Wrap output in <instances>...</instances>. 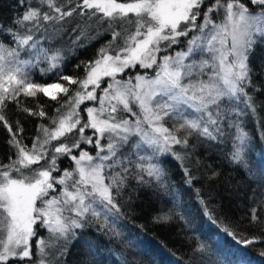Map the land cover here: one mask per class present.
<instances>
[{"label":"snow or ice","instance_id":"snow-or-ice-1","mask_svg":"<svg viewBox=\"0 0 264 264\" xmlns=\"http://www.w3.org/2000/svg\"><path fill=\"white\" fill-rule=\"evenodd\" d=\"M67 2L70 4L72 0ZM17 3L22 4L25 10L11 20V26L9 22L0 21V122L10 133L8 143L15 149L14 158L10 156L8 163H0V264H10V261L12 264H53L47 259L49 253L46 249L63 241L58 251L65 256L68 243L75 237L73 230L83 227L81 220L89 212L95 217L100 216L95 204L102 205L106 214L113 211L119 213L113 190L118 195L127 176L115 172L107 177L110 182L105 183L103 172L106 167L120 166L123 173H128V167L123 166L124 161L117 153L123 144L128 143L130 136H140V142L134 145L137 149L147 145L154 151L170 152L172 144L188 145L186 137L179 138L164 126L166 117L173 113L183 115L182 106L193 109L199 115L191 120L185 119L180 128L187 127L211 139L215 136L209 130L210 126H215L217 133L221 131L217 125L224 118L222 104L225 97L237 104L244 103L252 112L256 111L253 97L246 89L264 90V84L258 85L253 81L250 75L253 70L248 60L254 44L253 37L257 34L264 37V0H213L211 4H207L206 0H79L67 10L57 0H40L35 5H28L26 0H17ZM44 5L48 11L43 10ZM202 7L203 22L197 25ZM257 11L259 14H255ZM221 12L223 22L213 24L212 13ZM74 13L88 20L96 18L101 24L107 23L105 31L110 33L111 39L99 49L98 58L86 66L88 70L84 79L78 81L71 76L61 77L69 85H79L73 95L68 96L69 87L62 83L42 85L32 82L23 71L29 61L19 57L21 52L31 54V49H37V59L43 56L52 62L51 67H56L58 54L49 57L46 49L37 48L39 41L34 30L40 29L41 21H52L54 28L56 24L63 28L64 24L60 22ZM209 25L212 29L205 35L204 29ZM77 27L80 25L77 24ZM197 28L205 40L201 51L209 52L210 59L201 60L198 64L184 63L185 58L193 53V45L200 48L197 41L201 37L197 36L188 41L186 52H179L175 57L163 56L154 79L137 75L135 84L131 79H116L118 73L137 64L142 68H151L157 64V53L179 43L180 37L188 36ZM72 30L75 31V28ZM100 34L97 32V35ZM86 35L82 28L80 36ZM165 42V48H162ZM193 75L197 78L188 79L185 83V79ZM200 76H207V79H200ZM104 77L111 80L101 90L103 95L99 97V107L85 108L87 120L82 123L78 109L86 100H97L96 89L100 88ZM5 80L11 88L5 86ZM56 92L63 93L68 99L56 110L58 116L52 119L54 127L41 125L40 135L35 137L31 147L25 145L23 137L19 136L23 132L19 122L17 131L13 132L4 115L7 101H17L21 94L34 97L37 93L55 101L58 99ZM133 105L139 109L140 115L133 111ZM228 107L232 111L237 110L232 105H224L225 109ZM23 111L29 115L46 116L42 109L35 113L28 108ZM120 111L135 116V122L117 118ZM239 114H243V110ZM144 124L149 130L144 129ZM88 128L94 130L95 141L92 136H85V129ZM74 130H78V140H73L71 144L52 145V141H58ZM245 135L241 130L238 139L242 143ZM105 138L107 144L101 145V139ZM81 142L95 143L99 149L96 158L87 152H81L79 158L71 154ZM105 150L107 154L101 155ZM123 155L120 152V156ZM174 155L182 160L179 154ZM61 156H70L75 161L74 171L78 178L66 169L60 176L53 175L60 171L57 161ZM233 158L240 159V149L233 154ZM94 159L99 162L93 163ZM125 159L132 163L130 157ZM139 159L146 157L140 156ZM42 160L44 164L40 165ZM107 161L111 164H106ZM33 165L40 167L33 168ZM136 167L149 176L159 175L160 170L154 164H137ZM184 171L188 175L187 169ZM137 178L143 182L142 176ZM186 183H191L190 176ZM57 186L60 188L58 193ZM66 212L75 213L76 218L65 215ZM251 221L260 222L255 209L251 210ZM37 224L47 229L49 238L38 237ZM261 233L264 234V227ZM228 235L236 239L235 233L229 232ZM33 237H36L39 253V258L35 260L31 243ZM257 239L253 236L241 238L239 242L250 245Z\"/></svg>","mask_w":264,"mask_h":264},{"label":"trees","instance_id":"trees-1","mask_svg":"<svg viewBox=\"0 0 264 264\" xmlns=\"http://www.w3.org/2000/svg\"><path fill=\"white\" fill-rule=\"evenodd\" d=\"M78 2L72 0L69 4L67 0H57L58 4L66 6L65 10ZM212 2L206 0L207 4ZM26 3L35 5L40 0H26ZM24 10L17 0H0V21L9 22L11 26V20ZM43 10L48 11L46 5ZM203 11L202 7L197 25L202 22ZM212 16L218 18L217 13H212ZM53 23L41 21V27L34 30V35L39 41L37 48L46 49L49 57L58 54L56 67H51L52 62L43 56L37 59V49H31V54L21 52L19 59L29 61L23 71L32 82L42 85L62 83L69 87L68 96H71L79 85H69L61 77L84 79L88 70L86 66L98 58L99 49L110 41L111 35L105 31L107 23L101 24L96 18L88 20L75 13L60 22L64 24L63 28L59 24L54 28ZM74 28L75 31L72 30ZM82 28L86 36H80ZM116 30L119 31L118 28ZM97 32L101 34L97 35ZM196 32V29L189 32L176 46L166 50L170 53L181 49L182 44ZM5 43L7 46V39ZM162 45L165 48L166 42ZM248 64L253 70L250 73L253 81L258 85L264 84V37L255 36ZM141 71L144 70L136 66L132 69L133 73ZM5 86L11 88L6 82ZM246 90L253 97L256 111L252 112L242 102L224 101V118L217 125L221 131L215 132V126L209 128L215 139L189 128H180L184 120L171 116L165 118L164 126L179 138L186 137L187 147L172 144L170 152H150L149 155V152L146 155L134 147L127 154L123 147V153L131 158L132 163L129 164L125 156H118L124 161L123 166L128 167V173H123L120 166L106 167L103 172L107 183L110 182L107 177L115 172L127 176L119 194L113 190L119 213L111 212L106 219L103 218L105 222L99 221L102 217L88 213L81 220L83 227L73 230L75 237L68 243L67 254H59L58 249L63 244L60 241L48 260L53 264H239L241 261V264H264V234L261 233L264 227V90ZM56 94L58 99L55 101L43 93L34 97L21 94L17 97L19 103L7 101L4 115L13 132L17 131L19 122V127L23 128L19 136L23 137L25 145L31 147L35 137L40 135L41 125L54 127L52 119L58 116L56 110L68 99L63 93ZM85 104L78 109L81 121L86 118ZM224 105H232L237 110L225 109ZM24 108L34 113L42 109L46 116L29 115L23 111ZM240 110L243 114H239ZM124 115L122 112L117 114L118 117ZM241 130L246 134L243 143L238 139ZM88 133L89 130H85V136ZM9 139L10 133L0 122V163H8L10 156L14 158L15 149L8 143ZM78 139V130H74L66 137L52 141V145L71 144ZM82 149L84 152L88 149L90 153L95 151L93 145L88 147L81 142L71 154L77 156ZM237 149H240L238 160L233 158ZM174 154H179L182 160ZM140 156L159 168L158 177L149 176L136 167L137 164L148 165L146 159H139ZM57 163L60 171L73 167L70 156H61ZM185 169L188 175H185ZM53 175L56 176L57 172ZM139 176L143 177V182L137 178ZM189 176L191 183H186ZM252 209L256 210L260 222L251 221ZM229 232L235 233L236 239L229 236ZM39 234L45 238L49 233ZM253 236L258 238L254 244L239 242L241 238ZM33 253V259H38L39 253L34 248Z\"/></svg>","mask_w":264,"mask_h":264},{"label":"rangeland","instance_id":"rangeland-1","mask_svg":"<svg viewBox=\"0 0 264 264\" xmlns=\"http://www.w3.org/2000/svg\"><path fill=\"white\" fill-rule=\"evenodd\" d=\"M255 14H259V13H255ZM212 19H213V24H220V23H222V22H223V14H222V12H221L220 14H218V18H217V19H216V18H213V16H212ZM202 22H203V21H202ZM202 22H201V23H202ZM201 23H200V24H201ZM200 24H199V25H200ZM211 29H212V25H209L207 28L204 29V34L207 35V34L211 31ZM196 30H197V32H196L195 34H193V36H192L189 40L193 39L194 37L200 36L201 39H200L199 41H197V44L200 45V48H197L195 45L192 46V47L194 48V51H193V53L190 54L187 58H185V60H184V63H185V64H190V63H193V62H195V63L198 64L201 60H204V59H210V57H211V54H210L209 52H207L206 50H205V51H201V48H204V47H205V40H204V37L201 36V33H200L199 28H197ZM257 35L259 36V34H257ZM257 35H256V36H257ZM182 37H184V36H182ZM182 37H180V38H182ZM180 38H179V40H180ZM254 38H255V36L253 37V39H254ZM189 40H188V41H189ZM188 41H185V43L182 44V48L179 49V50H174V51H172V52H170V53H169V50H163V51L157 53V54H156V55H157V64H154L151 68H142V67L139 66V64H137L136 67H138V68H140V69H142V70H144V71L133 73V72H132V69H133L134 67H129V68H126V69L124 70V72H122V73H118L117 76H116V79L121 80V81H127V80L131 79V81H132L133 84L136 83L135 77H136L137 75H139V76H143V77H145L146 79H154L155 76H156V74H157V72L159 71L157 65L160 64V63L162 62L161 58H162L163 56H166V55H167V56L175 57L176 54L179 53V52H186L187 49H188V47H189ZM229 42H230V38H229ZM174 45L176 46V44H174ZM161 46H163V45H161ZM217 47H219V45H217ZM167 52H168V53H167ZM229 59H231V57H230ZM206 71H209V70H206ZM85 77H86V76H85ZM196 78H197V77H196L195 75H193V77L185 79V83L188 82V79H196ZM199 78H200V79H207V76H200ZM110 80H111L110 77H104V78L101 80L100 88L96 89L97 100H95V101H87V100H86V101H85L86 104H85V107H84V108H87V107H96V108H98V107H99V97H101V96L103 95V93H102L101 90H102L103 88L107 87V84L110 82ZM5 82L8 83L7 80H5ZM89 90H91V86H90ZM157 99H159V98H157ZM226 100H231V99L228 98V97H225L224 100H223V102H224V101L226 102ZM133 111H135V112L137 113V115H140L139 109H138L135 105H133ZM121 112L124 113V114H126V115H124L123 118L129 119V120L132 121L133 123L135 122V120H136V117H135V116H132L130 113H125V112H123V111H120V113H121ZM85 113H86V112H85ZM182 113H183V115H179V114H177V113H173L171 116H172V117L174 116V117H176V118H177V117H178V118H181V119H183V120L185 121V119H189V120H191V119H193V118H195V117H197V116L199 115V114L196 113L193 109L188 108L187 106H182ZM171 116H170V117H171ZM117 118H120V117L117 116ZM205 118H206V117H205ZM86 120H87V113H86V118L84 119V121H86ZM84 121H82V123H83ZM201 126L203 127V124H202ZM143 127H144L145 130H149L147 124H144ZM185 129H187V127H185ZM85 130H87V129H85ZM88 130H89V133L87 134V136H92L93 141H95L96 136H93V135H92L93 132H94V130H93V129H90V128H88ZM140 139H141V138H140V136H138V135L130 136V137H129V140H128V143L122 145V147L120 148V151L117 153V155H120V152H123V147H125V153L128 154V152H130V149H131L132 147H134V145H135L136 143L140 142ZM107 142H108V141H107L106 138H105V139H101V141H100L101 145H106ZM84 144L87 145L88 147H91V145L94 146L95 151H94L93 153H90V152H89L90 150H88V149H85V152H87L89 155H91V156H93L94 158H96V155H97V152L99 151V149L96 147L95 143L89 144V143H85V142H84ZM134 148H135V147H134ZM83 150H84V149L80 150L79 153L81 154V152H84ZM136 150H137V151H142V153H145V154H146V152H149L148 155L150 154V152H151V153H152V152H154V153L158 152V151H154L153 148H149L147 145H143V146H142V149H137V148H136ZM79 153H78V155L76 156L77 158H79V156H80ZM100 154H101V155H106V154H107V151L105 150V152H101ZM146 155H147V154H146ZM124 156L126 157L125 154H124L123 156H121V157H124ZM70 158H71V157H70ZM113 159H115V158H113ZM71 160H72V159H71ZM97 162H99L97 159H94V160H93V163H97ZM146 162H147V164H149V160H148V159H146ZM105 163H106V164H111V161H107V162H105ZM43 164H44V161H42V162L40 163V165H43ZM72 164H73V167H72L71 169H68V171L73 172L75 178H78V176H76L75 171H74V170L76 169V163H75V161L72 160ZM85 164H87V162H85ZM37 167H38V166H34L33 168H37ZM64 170H65V169H64ZM64 170L62 169L60 172H57V175H56V176H58V175H59V176L62 175ZM66 170H67V169H66ZM105 183H107L106 179H105ZM59 190H60V188H59V186H57V193L59 192ZM53 194H55V193H53ZM94 207L96 208L97 211L100 212V217H102V218L99 219V221H101V222H105L104 220L107 218V216H108L110 213H107V214H106V210L103 208L102 205L95 204ZM89 214H91V212H89ZM65 215L73 216L74 218H76V217H75V213H67V212H66ZM91 215H92V214H91ZM110 215H111V214H110ZM103 218H105V219H103ZM35 227H37V228H36V229H37V232H38V231H39V232H42V234H43V233H49V232L47 231L46 228H42V227H40L39 224H37ZM39 232L37 233L38 237H40ZM49 236H50V234H48V235L45 237V239L49 238ZM31 243H32L33 248L36 249V237H33V238H32ZM36 251H37V250H36ZM46 251L49 253V256L47 257V259H49V257L52 256V252L54 251V247H52V248H48V249H46ZM241 263H242V261H241L239 264H241Z\"/></svg>","mask_w":264,"mask_h":264}]
</instances>
